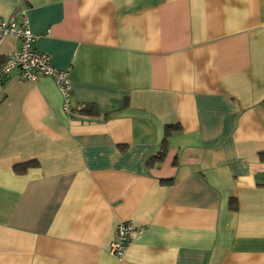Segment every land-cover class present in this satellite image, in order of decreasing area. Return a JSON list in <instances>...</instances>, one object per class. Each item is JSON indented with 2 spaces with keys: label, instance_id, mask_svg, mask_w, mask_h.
<instances>
[{
  "label": "crops",
  "instance_id": "obj_1",
  "mask_svg": "<svg viewBox=\"0 0 264 264\" xmlns=\"http://www.w3.org/2000/svg\"><path fill=\"white\" fill-rule=\"evenodd\" d=\"M13 15L71 110L49 76L0 82V264H264V0H0Z\"/></svg>",
  "mask_w": 264,
  "mask_h": 264
},
{
  "label": "built area",
  "instance_id": "obj_2",
  "mask_svg": "<svg viewBox=\"0 0 264 264\" xmlns=\"http://www.w3.org/2000/svg\"><path fill=\"white\" fill-rule=\"evenodd\" d=\"M6 35H13L20 40L19 48L4 55L0 60V82H3L13 70H18L22 79L35 81L39 76L53 78L62 97V109L65 112L71 110V80L69 69L54 67L45 53L36 51L32 42L35 35L31 33L27 20L21 16L13 15L7 20L0 21V43ZM80 108V107H78ZM138 232L128 222L119 223L113 230L109 243V252L120 257L132 239V235Z\"/></svg>",
  "mask_w": 264,
  "mask_h": 264
},
{
  "label": "trees",
  "instance_id": "obj_3",
  "mask_svg": "<svg viewBox=\"0 0 264 264\" xmlns=\"http://www.w3.org/2000/svg\"><path fill=\"white\" fill-rule=\"evenodd\" d=\"M173 128H174V127H172V126H168V127H166V128H165V134H168ZM160 157H161V153H160L159 156H157V159H160ZM27 165H28V164H26L25 166H27Z\"/></svg>",
  "mask_w": 264,
  "mask_h": 264
}]
</instances>
